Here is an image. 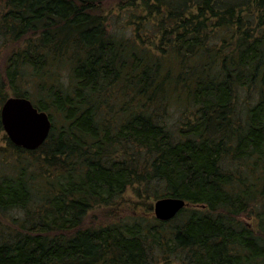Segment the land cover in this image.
<instances>
[{"label":"trees","instance_id":"16d2710c","mask_svg":"<svg viewBox=\"0 0 264 264\" xmlns=\"http://www.w3.org/2000/svg\"><path fill=\"white\" fill-rule=\"evenodd\" d=\"M106 1L0 0V264H264V0ZM10 98L50 116L40 148ZM130 188L143 214L84 226Z\"/></svg>","mask_w":264,"mask_h":264},{"label":"water","instance_id":"95a60500","mask_svg":"<svg viewBox=\"0 0 264 264\" xmlns=\"http://www.w3.org/2000/svg\"><path fill=\"white\" fill-rule=\"evenodd\" d=\"M2 123L9 138L27 150L40 148L52 130L50 116L36 108L28 98L7 100L2 107ZM187 206L181 198H161L153 206L154 215L158 220L168 222Z\"/></svg>","mask_w":264,"mask_h":264},{"label":"rangeland","instance_id":"374dc122","mask_svg":"<svg viewBox=\"0 0 264 264\" xmlns=\"http://www.w3.org/2000/svg\"><path fill=\"white\" fill-rule=\"evenodd\" d=\"M117 0H107L100 7V12L103 15L109 16V21L114 24L115 20L119 18ZM21 46V44H19ZM17 48L16 45H7L0 49V67L3 68L6 63L8 56L14 52ZM1 141V139H0ZM138 197L134 194L133 189H128L124 196V199L120 202L119 206L110 208H96L90 211L85 220V227L90 226H100L117 221L120 218L129 216L132 214H143L144 208L140 206ZM152 203V202H151ZM155 201H153L152 206H154ZM140 207V208H138ZM154 215V209L152 210ZM249 223L255 224L254 221L248 220Z\"/></svg>","mask_w":264,"mask_h":264}]
</instances>
